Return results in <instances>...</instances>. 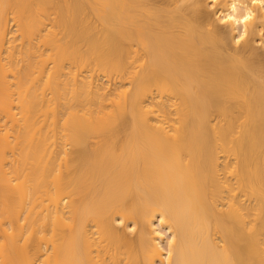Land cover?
<instances>
[{
	"label": "bare ground",
	"instance_id": "bare-ground-1",
	"mask_svg": "<svg viewBox=\"0 0 264 264\" xmlns=\"http://www.w3.org/2000/svg\"><path fill=\"white\" fill-rule=\"evenodd\" d=\"M223 8L0 0V264H264V11Z\"/></svg>",
	"mask_w": 264,
	"mask_h": 264
},
{
	"label": "clouds",
	"instance_id": "clouds-1",
	"mask_svg": "<svg viewBox=\"0 0 264 264\" xmlns=\"http://www.w3.org/2000/svg\"><path fill=\"white\" fill-rule=\"evenodd\" d=\"M205 4L208 5L209 11H214L216 8H223L221 6V0H205ZM243 7V14H240V8ZM259 7L261 11H264V0H230L227 3L226 18H222V23L225 25L231 24L238 28H243L249 22L254 21L256 16L254 9ZM219 22V21H218ZM231 30V29H230ZM232 33V32H231ZM232 35H235L232 33ZM247 39L246 31L239 35V43L244 42ZM258 48H264V39L256 45Z\"/></svg>",
	"mask_w": 264,
	"mask_h": 264
}]
</instances>
